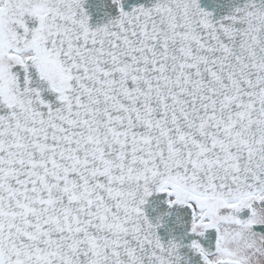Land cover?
<instances>
[{"label": "snow or ice", "instance_id": "6c2138e0", "mask_svg": "<svg viewBox=\"0 0 264 264\" xmlns=\"http://www.w3.org/2000/svg\"><path fill=\"white\" fill-rule=\"evenodd\" d=\"M0 264H264V0H0Z\"/></svg>", "mask_w": 264, "mask_h": 264}]
</instances>
